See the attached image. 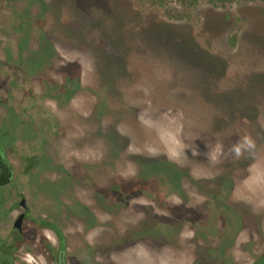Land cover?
Returning a JSON list of instances; mask_svg holds the SVG:
<instances>
[{"label": "rangeland", "instance_id": "rangeland-1", "mask_svg": "<svg viewBox=\"0 0 264 264\" xmlns=\"http://www.w3.org/2000/svg\"><path fill=\"white\" fill-rule=\"evenodd\" d=\"M0 68L38 104L7 143L66 264L264 254V0H0ZM32 233L16 264H59Z\"/></svg>", "mask_w": 264, "mask_h": 264}, {"label": "flooded vegetation", "instance_id": "flooded-vegetation-1", "mask_svg": "<svg viewBox=\"0 0 264 264\" xmlns=\"http://www.w3.org/2000/svg\"><path fill=\"white\" fill-rule=\"evenodd\" d=\"M29 35L27 34L28 39ZM42 71L44 70H39V72ZM4 89L5 72L0 68V264L5 258L12 260L13 264H16L17 252L28 249V247H31L32 241H34L33 229L35 230L37 226L49 227L40 225V221L45 219L37 217L36 203L30 193L31 178L26 180L24 177L21 178V172L19 173L16 164L10 156V144L7 143V136L15 133L11 132L10 129H15L16 123L7 127L6 119H31L33 114H36L35 111H39L38 104L33 103L32 106L28 109L26 108L23 112L17 111L13 106L6 107L2 98ZM39 106L42 107L41 104ZM23 114H25V117H23ZM38 162V157H35L31 162L27 160L28 165L25 168L31 173V170L34 169ZM50 230L54 232L52 229ZM58 241L60 245L59 238ZM64 247L62 248L60 245L59 256L61 251H65L66 254ZM251 264H264V254L254 259Z\"/></svg>", "mask_w": 264, "mask_h": 264}, {"label": "trees", "instance_id": "trees-1", "mask_svg": "<svg viewBox=\"0 0 264 264\" xmlns=\"http://www.w3.org/2000/svg\"><path fill=\"white\" fill-rule=\"evenodd\" d=\"M40 225L47 226L50 229H52L57 234V236L60 240L61 247L62 248L64 247L65 235H64L62 229L56 223L47 222L45 220H42V221H40ZM1 264H13V262H12V260L5 258Z\"/></svg>", "mask_w": 264, "mask_h": 264}, {"label": "water", "instance_id": "water-1", "mask_svg": "<svg viewBox=\"0 0 264 264\" xmlns=\"http://www.w3.org/2000/svg\"><path fill=\"white\" fill-rule=\"evenodd\" d=\"M59 261H60V264H66L65 263V251H61L60 256H59Z\"/></svg>", "mask_w": 264, "mask_h": 264}, {"label": "clouds", "instance_id": "clouds-1", "mask_svg": "<svg viewBox=\"0 0 264 264\" xmlns=\"http://www.w3.org/2000/svg\"><path fill=\"white\" fill-rule=\"evenodd\" d=\"M245 143H247L248 146L251 147V142L250 141L246 140ZM233 150L237 153V155L239 154V148H234Z\"/></svg>", "mask_w": 264, "mask_h": 264}]
</instances>
